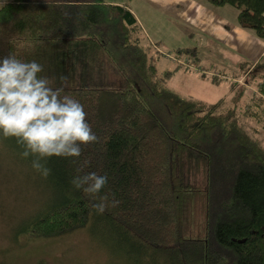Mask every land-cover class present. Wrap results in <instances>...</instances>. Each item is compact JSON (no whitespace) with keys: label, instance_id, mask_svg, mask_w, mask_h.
I'll list each match as a JSON object with an SVG mask.
<instances>
[{"label":"trees","instance_id":"16d2710c","mask_svg":"<svg viewBox=\"0 0 264 264\" xmlns=\"http://www.w3.org/2000/svg\"><path fill=\"white\" fill-rule=\"evenodd\" d=\"M208 1L238 8L239 24L264 38V0ZM145 40L127 5L8 0L0 7V58L36 61L53 88L67 77L62 95L83 104L99 138L82 145L78 159L50 158L51 175L43 178L15 138L0 133L5 153L51 190L26 235L63 236L93 224L138 264H264V145L241 124V107L225 110L223 97L207 102L166 87L182 66L160 71L150 48L156 44ZM176 52L201 60L197 48ZM260 65L243 62L237 75L260 77L259 112L245 110L256 120L264 113ZM85 162L84 172L108 177L103 214L71 184Z\"/></svg>","mask_w":264,"mask_h":264},{"label":"rangeland","instance_id":"374dc122","mask_svg":"<svg viewBox=\"0 0 264 264\" xmlns=\"http://www.w3.org/2000/svg\"><path fill=\"white\" fill-rule=\"evenodd\" d=\"M162 2L167 3L163 0H135L132 6L139 15L145 42L156 44L149 43L160 71L182 66L165 86L184 97L207 102H216L223 97L225 110L241 107L244 110V114H240L241 124L264 145V113L260 120L245 115L247 105L259 112L255 98L260 96L261 80L258 77L254 81L251 75L238 77L240 65L247 61L244 52L236 49L234 56L237 59L233 56H229L230 60L224 59L217 53L221 45L224 46L223 41L215 40L208 29L191 35L192 21H195L192 12L182 15L178 12L179 7L164 6ZM233 7L227 5L222 12L232 17L236 8ZM213 39L216 44L210 47L208 43ZM180 47L197 48L201 60L192 61L190 56L177 54ZM221 50V54H225L226 50ZM189 60L191 67L187 70ZM260 61L264 62V58ZM263 67L260 65V74H264ZM214 75L222 82H214ZM25 167L16 163L0 146V264H138L116 247L109 234L101 236L93 224L63 236L37 238L26 235V224L28 228L34 218L41 215L51 190L33 173L34 170Z\"/></svg>","mask_w":264,"mask_h":264},{"label":"clouds","instance_id":"9594fccd","mask_svg":"<svg viewBox=\"0 0 264 264\" xmlns=\"http://www.w3.org/2000/svg\"><path fill=\"white\" fill-rule=\"evenodd\" d=\"M2 0L0 7L7 4ZM43 66L25 62L9 54L0 58V133L15 138L23 148L22 156L31 157V167L43 178L51 175L47 162L52 157L80 158L83 146L97 143L99 138L87 121L83 104L69 95H62L68 86L61 77V86L41 77ZM76 160H73L75 163ZM87 163L77 167L71 184L93 197L92 208L103 214L109 206L107 195H100L108 183L106 175L84 172ZM98 200V202H97ZM114 198L112 207L118 205Z\"/></svg>","mask_w":264,"mask_h":264},{"label":"crops","instance_id":"0c3cea01","mask_svg":"<svg viewBox=\"0 0 264 264\" xmlns=\"http://www.w3.org/2000/svg\"><path fill=\"white\" fill-rule=\"evenodd\" d=\"M164 6H177L179 7V13L182 15H187L192 12V16L195 21L193 23V32L192 36L200 31L204 32L203 29H208L210 35H214V39L223 41L217 53L223 55L224 59L230 60V57L234 56V51L240 49L244 52V56L247 58V61L250 62V65H256L260 62V59L264 58V38H261L256 35L252 29L245 28L241 26L238 22V8H235V12L232 11V17L224 14V6H215L207 0H163ZM107 3L127 5V7L135 14L139 20V15L135 13L133 9V4L135 0H105ZM145 5V4H144ZM229 6V5H228ZM231 6V5H230ZM186 9V13H185ZM188 10V11H187ZM214 39L208 44L212 47L216 42ZM198 45L197 43L195 44ZM226 50L225 54H221L223 49ZM229 51V52H228ZM230 56V57H229ZM236 58V57H235ZM237 59V58H236ZM251 66V67H252Z\"/></svg>","mask_w":264,"mask_h":264}]
</instances>
